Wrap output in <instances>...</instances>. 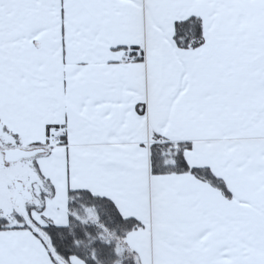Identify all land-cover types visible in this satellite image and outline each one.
I'll return each instance as SVG.
<instances>
[{
    "label": "snow or ice",
    "instance_id": "1",
    "mask_svg": "<svg viewBox=\"0 0 264 264\" xmlns=\"http://www.w3.org/2000/svg\"><path fill=\"white\" fill-rule=\"evenodd\" d=\"M0 264H264V0H0Z\"/></svg>",
    "mask_w": 264,
    "mask_h": 264
}]
</instances>
